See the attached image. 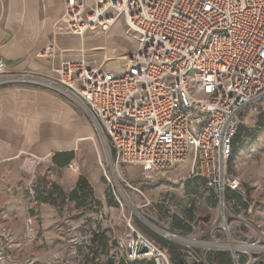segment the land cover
<instances>
[{"label": "built area", "instance_id": "2783aa9c", "mask_svg": "<svg viewBox=\"0 0 264 264\" xmlns=\"http://www.w3.org/2000/svg\"><path fill=\"white\" fill-rule=\"evenodd\" d=\"M62 19L65 33L83 42L123 21L137 47L119 72L93 64L84 44L40 52L58 60L47 75L13 72L0 59V88L29 84L62 95L89 118L110 157L114 152L119 175L135 167L145 178L173 182L188 170L228 211V193L244 194L228 170L232 143L245 115L264 100V0H64ZM127 222L130 233L111 251L126 264H213L206 257L213 252L228 253L233 264H264V230L247 242L189 238L175 263ZM230 230L225 222L222 231ZM3 247L0 240V264L9 258Z\"/></svg>", "mask_w": 264, "mask_h": 264}, {"label": "rangeland", "instance_id": "374dc122", "mask_svg": "<svg viewBox=\"0 0 264 264\" xmlns=\"http://www.w3.org/2000/svg\"><path fill=\"white\" fill-rule=\"evenodd\" d=\"M111 30V39L116 44L130 50L136 47V40L126 35L123 21ZM109 40L95 34L85 47L93 62L105 56L106 67L118 72L123 59L117 53H109L105 47ZM241 127V144L236 145L238 154L228 161V170L240 179L244 194L231 197L234 204L228 211H221L216 195L206 189L203 182L189 180L188 170L173 182L145 178L135 167H123L120 176L111 160L114 152L111 150L110 157L105 142L97 135L92 136L99 181L107 200L112 197L115 203L107 206L108 219L102 222L103 229H112L117 239L126 238L130 233L127 221L131 220L135 228L147 235L137 225L141 224L156 236L152 239L163 241L169 249H177V252L169 251L173 260L185 254V244L193 237L206 243L211 242L213 236H230L236 242L250 241L258 230H264V100L245 115ZM256 132L257 140L252 141ZM78 149L76 146L77 158L62 170L52 164L50 157L23 155L17 160L0 162V240L4 243L5 255L9 256L6 264H83L89 259L87 227L98 226V222L92 221V216H77L81 210L74 203L65 202L57 191V206L39 200L45 195V184L52 187L83 171V163L87 162L84 155L81 159ZM62 189L68 193L65 186ZM97 211L96 206L89 204L82 212L93 214ZM225 222L231 225L228 233L222 231ZM169 233L178 238L166 236ZM107 256L110 264H126L115 252L110 251ZM206 257L213 264H233L228 253L213 252Z\"/></svg>", "mask_w": 264, "mask_h": 264}, {"label": "crops", "instance_id": "0c3cea01", "mask_svg": "<svg viewBox=\"0 0 264 264\" xmlns=\"http://www.w3.org/2000/svg\"><path fill=\"white\" fill-rule=\"evenodd\" d=\"M63 12L64 0H0V59L11 71L47 75L50 68L58 64V60L38 57L44 49L54 45L58 49L77 50L82 44H90L94 36L87 37L83 42L79 36L65 33ZM97 34L110 38L105 47L109 53H117L123 59L121 71L127 54L133 53L137 45L130 50L116 44L111 39L112 30ZM104 60L105 56L103 60L92 63L106 66ZM95 135L94 127L82 109L62 95L29 84L0 88V162L17 160L23 155L50 157L51 162L56 156L58 162H64L68 154L74 155L73 162L77 158L75 147L78 146L81 159L84 155V161L87 162L83 163V171L78 175L72 174L69 181H58L57 184L62 188L65 186L69 192L80 176L88 179L102 207L93 214L79 211L77 215L92 216L91 220L98 222V226L94 224L87 227V245L91 254L83 264H108L107 254L112 251V245L118 237L112 229H103L101 225L103 221L107 222L109 205L95 165L97 153L92 144ZM72 162L64 167L52 164L62 170ZM109 199L113 200L112 197ZM93 235L98 240L92 241ZM99 238H103L102 242ZM165 248L169 251L168 247ZM94 252L97 253L95 257ZM182 257L174 262L178 263Z\"/></svg>", "mask_w": 264, "mask_h": 264}, {"label": "trees", "instance_id": "16d2710c", "mask_svg": "<svg viewBox=\"0 0 264 264\" xmlns=\"http://www.w3.org/2000/svg\"><path fill=\"white\" fill-rule=\"evenodd\" d=\"M262 126H263V123L260 124V128H262ZM242 132H243V127L240 126V128L237 132V135L235 136L233 143H232V154H231V157L229 160H233L234 157H236L238 154V150H237L236 145L241 144ZM251 140L252 141L257 140V132L252 135ZM73 159H74V155L68 154L67 160H65L64 162H58L56 156H54L52 158V163L57 165V166L64 167V166H67L69 163H71ZM189 180H191L192 182H196V183L203 182L205 184L204 180L200 179V178H190ZM45 191H46L45 195H41V197H39V200L46 202V203H49L51 205L57 206V204H58V197L56 196V191H57L58 194L62 195L65 202L74 203L75 207L78 210L84 211L86 209V206L89 204L92 206H96L98 208V210L100 207H102V203L95 198L94 190H93L91 184L89 183L88 179L85 176H80L78 178L74 188L71 191H69L68 193H65L63 191V189L61 188V186L58 185L57 183L53 184L52 187H49L47 184H45ZM228 196L231 199V197H233V196H241V195L238 193H234V192L230 193L229 192ZM113 202H114L113 200H109L108 205L109 206L114 205L115 203H113ZM137 225L142 231H144L151 238L156 237L150 230H148L147 228H145L141 224H137ZM96 239L98 240L97 236L93 235L92 241H96ZM102 239L103 238H101V239L99 238V241H101ZM156 242L161 244L163 247H166V245H165L166 243H164L163 241L159 240ZM169 251L177 252V249H169ZM93 254L95 257L97 253L94 252ZM110 262L111 261L108 260V264H110ZM130 264H155V263L153 261H142V262H134V263H130Z\"/></svg>", "mask_w": 264, "mask_h": 264}, {"label": "water", "instance_id": "95a60500", "mask_svg": "<svg viewBox=\"0 0 264 264\" xmlns=\"http://www.w3.org/2000/svg\"><path fill=\"white\" fill-rule=\"evenodd\" d=\"M169 236V235H168Z\"/></svg>", "mask_w": 264, "mask_h": 264}]
</instances>
